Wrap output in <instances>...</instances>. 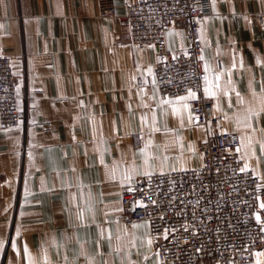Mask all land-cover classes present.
Returning <instances> with one entry per match:
<instances>
[{
    "label": "crops",
    "instance_id": "0c3cea01",
    "mask_svg": "<svg viewBox=\"0 0 264 264\" xmlns=\"http://www.w3.org/2000/svg\"><path fill=\"white\" fill-rule=\"evenodd\" d=\"M126 2L107 17L98 0H0L22 113L0 131V264H166L149 224L125 220L123 187L200 166L207 128L186 99L161 96L159 58L131 42ZM200 35L212 110L264 179V0H212ZM167 44H186L181 27Z\"/></svg>",
    "mask_w": 264,
    "mask_h": 264
},
{
    "label": "built area",
    "instance_id": "2783aa9c",
    "mask_svg": "<svg viewBox=\"0 0 264 264\" xmlns=\"http://www.w3.org/2000/svg\"><path fill=\"white\" fill-rule=\"evenodd\" d=\"M98 2L103 16L116 17V0ZM211 13L212 0H127L121 18L131 42L159 58L154 75L163 99H186L195 122L207 128L200 166L123 187L125 220L149 224L152 249L166 264H243L264 246V179L244 167L237 134L208 98L200 25ZM176 26L186 44L170 49L167 30ZM14 82L11 59L0 55V131L22 123Z\"/></svg>",
    "mask_w": 264,
    "mask_h": 264
},
{
    "label": "snow or ice",
    "instance_id": "6c2138e0",
    "mask_svg": "<svg viewBox=\"0 0 264 264\" xmlns=\"http://www.w3.org/2000/svg\"><path fill=\"white\" fill-rule=\"evenodd\" d=\"M218 79V78H217ZM190 96H191V98H193V99H195L196 97H195V93H190ZM181 99H183V98H181ZM187 107V105H185V108ZM189 119L191 120V117H189ZM238 151H239V149H238ZM245 169H241V171H244ZM260 207L261 208H264V203H262L261 205H260ZM256 219H257V221L259 222L260 221V216L259 215H257V217H256ZM187 230V229H186ZM149 243H151V241H149ZM197 251H199V249H197ZM260 257H264V253H257V260H256V264H261V261H260Z\"/></svg>",
    "mask_w": 264,
    "mask_h": 264
}]
</instances>
